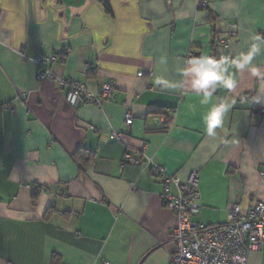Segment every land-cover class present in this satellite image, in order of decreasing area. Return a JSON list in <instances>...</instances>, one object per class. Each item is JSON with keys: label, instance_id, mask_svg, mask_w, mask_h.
<instances>
[{"label": "crops", "instance_id": "obj_1", "mask_svg": "<svg viewBox=\"0 0 264 264\" xmlns=\"http://www.w3.org/2000/svg\"><path fill=\"white\" fill-rule=\"evenodd\" d=\"M105 1L0 0V264H169L176 216L153 165L181 183L198 172L194 219L208 225L230 202L246 213L264 201V0ZM253 43L258 71L229 68L235 86L211 102L229 108L209 135L187 55L234 58ZM61 50L57 76L93 94L112 80L114 99L73 108L40 79L36 53ZM141 142L143 162L123 163ZM246 264H264V242Z\"/></svg>", "mask_w": 264, "mask_h": 264}, {"label": "built area", "instance_id": "obj_2", "mask_svg": "<svg viewBox=\"0 0 264 264\" xmlns=\"http://www.w3.org/2000/svg\"><path fill=\"white\" fill-rule=\"evenodd\" d=\"M197 7L207 8V0H197ZM194 57L193 52L187 55L188 60ZM33 61L38 68V77L53 80L73 108L83 104L101 106L103 102L115 97L112 80L102 83L98 94H93L83 83L57 76L53 65L57 63L58 57L54 52L45 54L39 51ZM84 69L88 71L90 64H85ZM259 111L264 113V108ZM124 122L126 125L132 124L130 110L126 111ZM111 136L119 139L118 133L113 132ZM144 149L145 144L141 142L138 149L140 154L127 151L123 154L122 162L142 163ZM151 171L162 186L163 203L176 216V225L170 230L174 248L170 252L169 264H246L248 254L260 248L264 242V201H258L246 213L241 212L238 202H230L226 222L208 225L194 219L201 212L199 176L196 170L191 171L182 183L177 176L167 173L160 165H153ZM261 177L264 181V173ZM172 186L176 188L175 193L170 190Z\"/></svg>", "mask_w": 264, "mask_h": 264}, {"label": "clouds", "instance_id": "obj_3", "mask_svg": "<svg viewBox=\"0 0 264 264\" xmlns=\"http://www.w3.org/2000/svg\"><path fill=\"white\" fill-rule=\"evenodd\" d=\"M260 51V44L253 43L248 51L240 52L234 58L201 55L187 61L184 74L190 77L191 89L202 94L201 104H211L203 116L209 135H214L216 129L222 127L224 114L229 108L224 102L211 103L216 89L218 87L232 89L235 86L236 81L229 73L230 67L238 70L248 68L255 75L258 70L252 65V61Z\"/></svg>", "mask_w": 264, "mask_h": 264}, {"label": "trees", "instance_id": "obj_4", "mask_svg": "<svg viewBox=\"0 0 264 264\" xmlns=\"http://www.w3.org/2000/svg\"><path fill=\"white\" fill-rule=\"evenodd\" d=\"M104 3H105V7H106V9L108 10V7H107V4H106V1L104 0ZM63 50H61V51H58V52H55V54L57 55V57L59 58V57H61L63 54ZM63 57V56H62ZM88 71H90V69L88 70Z\"/></svg>", "mask_w": 264, "mask_h": 264}]
</instances>
